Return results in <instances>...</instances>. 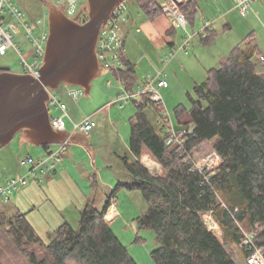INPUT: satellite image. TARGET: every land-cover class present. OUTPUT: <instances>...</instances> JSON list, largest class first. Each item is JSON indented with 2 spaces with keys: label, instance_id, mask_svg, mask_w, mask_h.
I'll list each match as a JSON object with an SVG mask.
<instances>
[{
  "label": "trees",
  "instance_id": "obj_1",
  "mask_svg": "<svg viewBox=\"0 0 264 264\" xmlns=\"http://www.w3.org/2000/svg\"><path fill=\"white\" fill-rule=\"evenodd\" d=\"M136 3L151 20L162 15L156 0ZM181 9L193 26L196 5L189 1ZM215 36L210 32L202 41L208 45ZM247 41L209 69L205 81L194 85L190 109L179 105L176 110L185 127L180 131L192 127L187 152L196 153L211 143L222 158L216 174L207 177L194 170L185 152L166 144L162 127L146 113L150 106L138 104L130 119L135 159L123 158L131 176L123 186L140 190L147 202L138 221L140 230L154 234L155 264H237L233 250L242 261L249 255L240 247L246 234L264 249V73L257 65L261 52L254 38ZM124 62L122 77L132 87L134 65L128 59ZM145 153L161 165V175L153 176L141 163ZM113 197L102 209L88 200L78 227L59 226L49 233L48 243L25 214L0 208V264L22 259L27 264H137L106 222ZM208 213L219 225L220 236L205 224L202 216Z\"/></svg>",
  "mask_w": 264,
  "mask_h": 264
},
{
  "label": "rangeland",
  "instance_id": "obj_2",
  "mask_svg": "<svg viewBox=\"0 0 264 264\" xmlns=\"http://www.w3.org/2000/svg\"><path fill=\"white\" fill-rule=\"evenodd\" d=\"M12 1L24 11L27 21L30 22L37 31L38 28L36 27L35 21L37 18L42 17L44 13L48 12L47 1ZM156 1L159 3L163 2V0ZM125 4L129 13H138V15L135 16L134 32L130 35H127L125 31L122 33L124 39H126V44L124 46L126 55L137 69V74L135 76L137 82V80L140 81L145 74L147 75L151 72V66L147 64V61L148 54H151V51L153 50L152 44L158 42L160 43L159 46L161 45V48H166V50L163 51L154 50L153 52H156V56L164 55L170 50V48L167 46L164 38L160 37L158 34L156 35V33L154 34L151 28V20L143 11H141L136 0H126ZM196 4L197 7L202 8L204 12L208 14L207 16H210L207 18L211 19L213 16L212 13L217 10L216 6L218 5V0H200L199 2L196 0ZM85 6L86 2L83 1L79 11ZM249 15L247 17H242L236 10V12L230 16L233 23V29L226 30L223 29V26L219 27L218 25L216 36L208 45L204 44L200 35L194 38L188 55H190V59H192L196 65V70L190 71L187 66L183 67L180 71H177L176 68H174L175 70L172 69L171 65L165 69L170 86L166 89H162L161 92L164 105L172 116L176 130L180 131V129L185 128L180 125L177 120V107L182 105L187 109L191 108L192 103L190 97H194L193 87L195 84L205 81L209 69L218 67L219 60H221V58H227L235 47L245 46V44L248 43V37H251V35H253V37L259 35L260 44L264 45V29L261 30V27L264 26V14L263 16L259 14L255 17H249ZM83 17H85V15ZM206 22L209 21H205L201 28H203ZM137 27L141 28L144 32L142 34H137L135 32ZM197 28H199L198 23L196 30ZM192 29V26L189 25V30L196 32V30ZM173 35L177 41L176 47L178 48L181 46L182 38L185 34L180 29L176 30ZM16 43L19 44L26 60L32 62L34 59L32 46L23 30L18 36H16ZM260 48L261 50H264L262 46ZM195 49L198 50L197 54ZM180 55L182 56L185 54L182 52L179 53L176 59H179ZM0 67H10L13 73H23L21 57L13 49L9 50L5 56H0ZM159 67L163 68L162 62ZM108 79L112 80L113 86L118 83L110 72L102 70L100 75L92 83V91L80 98V102L78 101V105L74 108V111H72V113L82 114L85 109L88 111L89 108V110H91L90 113H97L95 114V117L99 123L98 127L91 133V138L95 140L91 150L83 151L75 146H66L64 153L62 154V158H66L67 155L73 154L72 163L74 168L78 170L79 168L83 169L84 166L85 169L88 170L84 172L89 175L92 174L91 176L96 174L97 179L92 181L91 178H89V181H92V184L87 180V184L82 185L78 181H81V177L77 178L72 176L73 171L63 177L56 175L58 178H55L54 175H51L50 177L46 176L48 182L51 178L54 179V183H52L51 187L46 189L43 184L40 186L37 181H32L30 185L34 184L38 187V193L29 196L24 193L29 186L26 188H20L11 195L10 200H0V208H6L10 210V213H22L27 217L31 215V217H28L29 221L40 237L48 243L49 233L56 230L59 226L69 223L74 228L78 227L80 213L83 210L85 203H83V200L81 199L83 196L82 189L81 187H78L77 183L79 186L82 185L86 188L83 191L87 196H90L89 200H94L96 202L95 205L99 209H102L105 206L109 196H114L117 217L110 224L113 232L121 243L129 250L137 264H155L151 258L152 251L157 247L154 234L151 231L140 230L138 221V218L148 209L147 202L144 200L140 190H129L123 186L126 183L131 182V176L126 175V177L128 176V178H126L124 175L126 171H117L124 169L123 158L127 154V149H125L122 138H127V134L125 133V130L120 129L117 126L116 121H118V119L124 120L130 132L128 137V139H130V119L136 114L138 104L130 103L123 109H120L118 105H114L110 114H108L105 110L106 105L104 106L106 98L111 92L110 88L106 85ZM67 86L68 85L66 84H62L57 90L53 91V93L55 95L60 94L61 96L65 93ZM82 99H91L93 101L92 106H84L81 102ZM146 113L149 115L155 126L162 127L163 133L166 134L167 131L164 127V122L160 116L158 107L150 106L146 110ZM73 116L75 117L74 120H81L75 116V114ZM103 120H106V122ZM107 121L113 122V125H108ZM60 146L62 145H52L50 147L58 149ZM212 152H214L212 144L205 143L195 153V156L197 155L196 157L202 158ZM116 155L118 157H116ZM27 156L41 158L46 156V152L42 147L30 144L26 140L24 134L19 133L9 145L0 149V183H4L7 178L17 176L19 171L22 172L20 162ZM145 161L147 167L150 166L151 163H153V166L155 167L156 165L158 167L160 166V170L162 171L161 174L163 173L161 165L152 157L145 158ZM101 175L104 176L105 179H108L106 177L107 175L113 176L114 181H112L111 188L100 184ZM116 208H114L112 213L109 214V220L116 215ZM233 254L236 257L237 264H243L239 253H237L236 250H233ZM15 264H27V261L22 259Z\"/></svg>",
  "mask_w": 264,
  "mask_h": 264
},
{
  "label": "built area",
  "instance_id": "obj_3",
  "mask_svg": "<svg viewBox=\"0 0 264 264\" xmlns=\"http://www.w3.org/2000/svg\"><path fill=\"white\" fill-rule=\"evenodd\" d=\"M85 1L86 6L79 11L81 3ZM235 9L242 17H247L251 12L253 3L256 0H234ZM189 0H164L159 4L161 14L170 23L173 30H182L185 36L182 38L180 47L173 46L168 52L161 57L162 67L156 73L149 74L144 81L128 87V84L122 77V70L125 68L126 59L124 50V38L122 35V27L129 20V11L125 1L115 7L110 19L102 27L97 43V57L102 70H106L111 74L117 75L119 84V93L115 99L105 106L106 110H110L114 105H118L123 109L130 103L146 104L148 106H156L160 111V116L166 128L165 140L170 147H177L185 152L187 161L193 165V169L204 173L209 177L216 174V171L222 165V158L217 152H212L202 158L195 157V153L187 152L186 142L187 136L192 133V127L189 130L178 131L175 129L172 116L164 105L161 90L169 87L167 74L165 69L178 57L179 53L189 54L193 40L200 35L202 39H206L212 30V23L206 22L203 28L197 32L189 30V20L183 13L182 5ZM47 3L55 5L63 11L66 16L84 24L88 21L89 5L88 0H47ZM85 15V17H83ZM35 27L27 21L24 11L12 0H0V56H5L9 50L13 49L20 57L23 65V73L30 75L35 79H40L41 69L44 64L47 42L49 40V15L48 12L40 18L36 19ZM23 30L25 36L31 43L34 59L32 62L26 60L18 43L16 36ZM137 33H142L140 28L136 29ZM264 64V56H260L257 60L258 67ZM109 87L113 86L112 81L107 82ZM67 95L75 102L86 95L85 90L81 87L68 85L66 88ZM50 99L48 102L50 112L51 126L56 131H69L72 135L80 133L88 136L98 126L93 116H87L80 121H75L71 117L68 105L50 90ZM165 107V108H164ZM70 126V127H69ZM56 151L48 153L41 158L27 156L20 162L25 173L7 179L4 183H0V200H10L11 195L20 188H26L32 181H43L51 173L57 170L58 165L62 161L65 144H61ZM144 166L153 176L161 175L160 166ZM155 165V164H154ZM115 205V204H114ZM237 211V210H236ZM208 229L217 236L221 235V230L212 214H204L202 216ZM241 249L249 253L245 260L246 264H264V249L258 247L255 243L254 236L246 234L245 239L240 245Z\"/></svg>",
  "mask_w": 264,
  "mask_h": 264
},
{
  "label": "water",
  "instance_id": "obj_4",
  "mask_svg": "<svg viewBox=\"0 0 264 264\" xmlns=\"http://www.w3.org/2000/svg\"><path fill=\"white\" fill-rule=\"evenodd\" d=\"M124 1L88 0V21L84 24L47 4L50 34L40 79L0 67V149L19 133L40 147L64 144L70 139L69 131H56L51 126L50 90L66 84L81 87L86 94L91 92L93 81L101 73L97 57L100 31L115 7Z\"/></svg>",
  "mask_w": 264,
  "mask_h": 264
},
{
  "label": "crops",
  "instance_id": "obj_5",
  "mask_svg": "<svg viewBox=\"0 0 264 264\" xmlns=\"http://www.w3.org/2000/svg\"><path fill=\"white\" fill-rule=\"evenodd\" d=\"M189 1H192L193 4L197 5L196 4V0H189ZM199 1L200 0H197V2H199ZM200 4H201V2H200ZM216 7H217V10H215V12L212 13V15H213L212 18L211 19H208L207 17H210V16H207L208 14L205 13L202 8L196 6V8H197V15H196V19H195L194 25L192 26V28H193L192 30H196L197 23H198V27H199V28H197V30L198 31L201 30L202 29L201 27H202V25H203V23L205 21H209V22H211L213 24L212 25V30L210 32H213L214 34H216V31H218L217 30L218 25H219V27L223 26V29H226V30L233 29V23H232V19L230 18V16L236 12V10H235V1L234 0H218V5ZM200 11H201V14H200ZM249 14H250L249 17H255V16H258L259 14L263 16V14H264V0H256L253 3V5H252L251 12ZM136 15H138V13H136V12L135 13H132V12H130L129 20L122 27V33H123V31H125L127 35H130V34H132V32H134V23H135V16ZM138 28L139 27H137L136 29H138ZM151 28H152L154 34L156 33V35L158 34L160 37H162V38H164V40H166V44H167V46L169 48H171L173 46H176L177 41H176V39L174 38V35H173L176 31L170 29V23H169V21L164 16L161 15L158 18H156L154 20H151ZM136 29H135V32H136ZM263 29H264V26L261 27V30H263ZM197 30H196V32H197ZM143 32L144 31L142 30V33ZM142 33H137V34H142ZM251 36H252V38H254V41H255L257 47L259 48V50L261 52V56L262 55L264 56V50H261V48H260L261 46L264 48V45L263 44H260L259 35H256V37H253V35H251ZM125 40L126 39H124V43L126 42ZM159 44L160 43H158V42L156 44H152V49H153L151 51L152 53L151 54H148L147 64L151 66L150 67L151 72H149L147 75H149V74H153L154 75L157 70L161 69L159 66L161 64V57H162V55H157L156 56V52H153V51L154 50H156V51L162 50L163 51V50H166V48L165 49L164 48H161V45L159 46ZM195 51H196V54H197L198 53V50L195 49ZM125 56H126V59H128L131 62V60L126 55V52H125ZM222 59H224V58H221V60ZM176 60L171 63V68L172 69L176 68L177 71H180L183 67H187L188 66V69L190 71L196 70V65L194 64V62L192 61V59H190V55H188V56H186V55H182L181 56L180 55L179 59H176ZM221 60H219V61H221ZM134 69H135L134 83L135 84L142 83L147 75L145 74L140 81L137 80V82H136L135 76L137 74V69H136V66L135 65H134ZM259 69H260L261 72L264 73V65H260L259 66ZM112 76L116 80L118 79L117 75L112 74ZM108 81H112V80L111 79H108L107 82ZM107 82H106V85H107L108 88H110V91L112 93L110 92V95L107 96L104 106L107 105L108 103L112 102L115 99V97L117 96L118 90H119V84L118 83L116 84L117 86L114 85L112 87H109L108 84H107ZM116 82H118V80ZM91 91H92V89H91ZM65 93H66V89H65ZM65 93H63L61 96H60V94H58V95L68 105L69 112H70L71 117L73 118V120L75 119V117L73 116L74 114H75V116H77L81 120L83 118L87 117V116H93V118L96 120V122L99 123L98 120L95 117L96 116L95 114H97V113H95V114L90 113L91 110H89V108H88V111L85 109L82 114L81 113L77 114V113H74V112H73L74 113L73 114L72 111H74V108L78 105V102L73 101L67 95V93L66 94ZM81 102L86 107H91L92 106V103H93V101L91 99H82ZM106 111L108 112V114H110L111 109L110 110H106ZM103 121L106 122V120H103ZM116 122H117V126L120 129L125 130V133L127 134V138L126 137L124 138L122 136L123 137L122 138V141H123V143L125 145V149H127V154L125 155L124 158H128V161L131 162L135 158H134V155L131 152L130 139H128L129 133H130L129 132V129L127 128V125H126V123L124 122L123 119H118V121H116ZM107 124L110 125V126H112L113 125V122L107 121ZM130 130H131V125H130ZM82 135L83 134H80V133H75L73 135L70 134V139L66 142V146L67 147L68 146H75L76 148H79V149H81L83 151H85V150L90 151L91 148H92V145H94L95 140L91 138V134H89L86 137H84ZM66 146H65V148H66ZM52 149L53 148H51V147L48 150L45 149L46 155L48 153H50V152H53L57 148L56 149H53V150ZM116 157H118V156L116 155ZM145 158H151V156L149 154H146L145 153L143 155L142 159H141V163L142 164H143V160ZM72 160H73V154H71V155L69 154V155H67L66 158H62V161L58 165L57 170L54 173L49 174L48 176L50 177L51 175H54L55 178H58L57 176H62L63 177L65 175H68L69 173H71V171H73L72 176L77 177V178H80L81 177V181L80 180H78V181L82 185H86L87 184L86 182L89 181V178H91L92 181L94 179H97L96 174L94 176H91L92 174L89 175L88 173H85L84 171H88V170H86L84 166H83V169L82 168H79L78 170L75 169L74 168V165L72 163ZM123 166H124V163H123ZM117 171H126V170H125V167H124L123 170L121 169V170H117ZM24 173H25V170L22 168V172L19 171V173H17V176H20V175H22ZM124 175L126 177L127 173H125ZM17 176H13V177H17ZM100 177H101L100 178V180H101L100 184L105 185V186H108L109 188L112 187V181H114V178H113L112 175H107L106 177L108 179H105L104 176H102V175ZM126 178H128V176ZM7 179H9V178H7ZM92 181H89V183L92 184ZM37 183H39L40 186L43 184L46 187V189H47V188H49V187L52 186V183H54V179L51 178V180L48 182L47 179L45 178V179H43V181H37ZM77 185H78V187H81V189H82V195L83 196H82L81 199L83 200V203H85V205H86V203L89 200V197L90 196H87L86 193L83 191L86 188H84L82 185L79 186L78 183H77ZM96 185H97V180H96ZM38 192H39L38 187H36L33 184V185H29V187L26 188V191L24 193L27 194V195H29V196H31L32 194L38 193ZM114 199H115V197L111 198V205H110V208H109V210L107 212V215L105 217L106 222L108 223V225H110L112 223V221L114 219H116V217H117V208H116V204H115L116 202H115ZM114 208H116V215L114 216V218H112L111 220H109L108 219V216H109L110 213H112V210ZM28 217H31V215L28 216ZM242 263L243 264H246L245 261H242Z\"/></svg>",
  "mask_w": 264,
  "mask_h": 264
}]
</instances>
